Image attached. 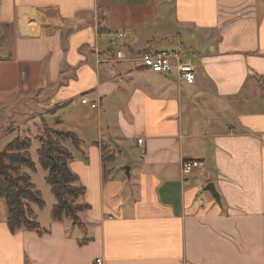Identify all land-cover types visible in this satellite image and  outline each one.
<instances>
[{
	"label": "crops",
	"instance_id": "crops-1",
	"mask_svg": "<svg viewBox=\"0 0 264 264\" xmlns=\"http://www.w3.org/2000/svg\"><path fill=\"white\" fill-rule=\"evenodd\" d=\"M147 50L195 83L144 69ZM3 68L5 100L41 106L29 124L78 138L84 194L77 223L53 220L50 188L40 230L16 232L0 200V264H264V0H0Z\"/></svg>",
	"mask_w": 264,
	"mask_h": 264
},
{
	"label": "trees",
	"instance_id": "trees-1",
	"mask_svg": "<svg viewBox=\"0 0 264 264\" xmlns=\"http://www.w3.org/2000/svg\"><path fill=\"white\" fill-rule=\"evenodd\" d=\"M46 130V140L41 137V146L37 150L38 163L47 172L45 183L51 188V193L57 203L52 208L51 216L55 221L70 217L72 221H78L75 210L67 196L75 200L84 194V189L76 185L78 178L69 168V162L73 159L71 153L63 145L71 140L78 148V138L68 132H54ZM31 140L28 138L13 140L0 152V200H4L7 208V224L11 232L24 228L28 230H40L30 204L44 208L45 201L40 191L31 180V176L23 171V168L36 173V165L29 149ZM104 154L108 155L107 150Z\"/></svg>",
	"mask_w": 264,
	"mask_h": 264
},
{
	"label": "rangeland",
	"instance_id": "rangeland-1",
	"mask_svg": "<svg viewBox=\"0 0 264 264\" xmlns=\"http://www.w3.org/2000/svg\"><path fill=\"white\" fill-rule=\"evenodd\" d=\"M14 70H10L7 68L0 69V74H8L13 75ZM16 80L13 81L11 79L10 81H7V83H3V85H6L8 87L15 86ZM1 87V80H0V152L4 151L6 149V146L10 144L13 140L20 138H28L31 140V147L29 149V152L33 156V161L35 162V165L37 166V156H36V149L40 148L41 146V140H39V137L43 141L46 140V130L51 131L50 134H54V132H63L56 129L55 122L51 121L49 123L41 120H37V122H34L33 125L29 124L28 121L30 118H32L33 115L30 113L34 112H41V106L40 108H35L33 104L28 103L26 104L27 109L22 110V104L21 102H17L16 96L10 97L7 100L4 96L5 94ZM21 100V97L17 95V99ZM38 109V110H37ZM28 110V111H27ZM28 112V113H26ZM42 113V112H41ZM36 119V117H35ZM47 119V118H46ZM71 140H68L63 143L65 146L71 145ZM23 171L28 173L31 176L32 182L36 185V188L38 191L42 193L43 199L46 202L47 205L50 204V198L53 199L51 193H50V187L46 185L45 181L43 180V174L39 171L37 175L35 173L31 172L27 168H23ZM50 193V194H48ZM67 199L69 200L70 204L73 208H77V206H80L79 201L77 198L76 200L72 198L71 196H67ZM31 206H35V204H30ZM79 210H75V214L77 216ZM79 221V220H78ZM78 221L75 220L74 223H77Z\"/></svg>",
	"mask_w": 264,
	"mask_h": 264
},
{
	"label": "built area",
	"instance_id": "built-area-1",
	"mask_svg": "<svg viewBox=\"0 0 264 264\" xmlns=\"http://www.w3.org/2000/svg\"><path fill=\"white\" fill-rule=\"evenodd\" d=\"M119 34V37H124ZM116 48V47H115ZM119 48V47H118ZM116 49L115 55L118 60L124 59L123 52ZM134 61L140 64L144 69L157 74H173L178 76L179 82L182 84L193 85L196 81V70L190 60L185 58L178 51H160L152 53L150 51H142L134 58ZM83 104H88V100H82ZM92 109H97V104H91ZM143 141L139 140L138 144L142 145ZM141 156H143L141 154ZM203 170L201 163L197 161L187 160L182 165V176L187 179L193 176L197 171ZM94 264H105L102 258H97Z\"/></svg>",
	"mask_w": 264,
	"mask_h": 264
},
{
	"label": "water",
	"instance_id": "water-1",
	"mask_svg": "<svg viewBox=\"0 0 264 264\" xmlns=\"http://www.w3.org/2000/svg\"><path fill=\"white\" fill-rule=\"evenodd\" d=\"M126 171H127V175H128L129 168H126ZM205 191L210 192L212 194V196L215 197L217 199V201L219 202V195L215 191V187L213 184H208L205 188Z\"/></svg>",
	"mask_w": 264,
	"mask_h": 264
}]
</instances>
